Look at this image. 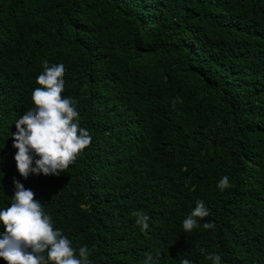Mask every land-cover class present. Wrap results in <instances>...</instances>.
<instances>
[{"label":"trees","instance_id":"1","mask_svg":"<svg viewBox=\"0 0 264 264\" xmlns=\"http://www.w3.org/2000/svg\"><path fill=\"white\" fill-rule=\"evenodd\" d=\"M44 60L92 141L24 178L12 134ZM14 179L92 264H264V0H0V209ZM197 200L209 216L184 233Z\"/></svg>","mask_w":264,"mask_h":264},{"label":"clouds","instance_id":"2","mask_svg":"<svg viewBox=\"0 0 264 264\" xmlns=\"http://www.w3.org/2000/svg\"><path fill=\"white\" fill-rule=\"evenodd\" d=\"M43 71L36 77L39 87L31 94L32 107L15 120L13 147L17 149L14 160L21 177L29 174L59 176L66 172L86 148L92 137L88 129L80 126L77 101L62 95L65 89V66L42 62ZM34 157H38L35 158ZM33 162L35 166H33ZM15 190L10 206L0 209V258L6 264H92L91 251L84 245L78 249L60 230L54 227L50 214L43 204L35 199V193L13 180ZM223 192L232 187L227 175L216 185ZM135 224L141 231L149 228V216L142 211L132 213ZM209 216V209L202 200L182 221L184 233L200 226V221ZM205 230H214V222H204ZM95 247V246H93ZM204 250L201 249V252ZM149 255L144 264H149ZM205 259L211 264H222L219 254L210 253ZM180 264H192L182 259Z\"/></svg>","mask_w":264,"mask_h":264}]
</instances>
